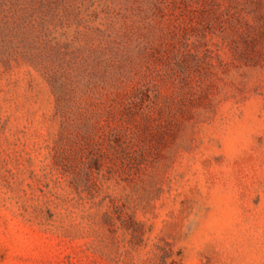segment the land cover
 I'll use <instances>...</instances> for the list:
<instances>
[{
    "label": "rangeland",
    "instance_id": "rangeland-1",
    "mask_svg": "<svg viewBox=\"0 0 264 264\" xmlns=\"http://www.w3.org/2000/svg\"><path fill=\"white\" fill-rule=\"evenodd\" d=\"M0 264H264V0H0Z\"/></svg>",
    "mask_w": 264,
    "mask_h": 264
}]
</instances>
